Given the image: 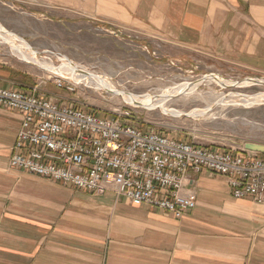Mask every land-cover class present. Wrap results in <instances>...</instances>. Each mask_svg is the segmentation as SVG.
<instances>
[{
  "label": "crops",
  "instance_id": "obj_1",
  "mask_svg": "<svg viewBox=\"0 0 264 264\" xmlns=\"http://www.w3.org/2000/svg\"><path fill=\"white\" fill-rule=\"evenodd\" d=\"M1 3L10 10L35 6L44 19L100 24L119 31L122 41L159 43L171 53L181 48L264 75V0ZM8 71L0 67V84L8 83ZM21 124L20 114L0 106V264H264V205L235 199L224 178L190 176L184 188L196 192L197 206L177 220L10 169Z\"/></svg>",
  "mask_w": 264,
  "mask_h": 264
},
{
  "label": "rangeland",
  "instance_id": "obj_2",
  "mask_svg": "<svg viewBox=\"0 0 264 264\" xmlns=\"http://www.w3.org/2000/svg\"><path fill=\"white\" fill-rule=\"evenodd\" d=\"M1 1L0 25L18 34L34 50L43 52L37 57L41 62L59 67L65 57L93 74L104 76L117 90L135 96L168 93L176 86L199 81L209 74L232 81L264 79V75L223 59L196 58L181 48L173 49V53L165 52L159 43L122 41L119 31H110L100 24L92 25L84 20L71 23L48 20L40 16L35 6L19 5L18 9L10 10L9 5ZM11 51L7 45H0V67L10 72L8 83L0 84L5 89L30 91L60 105H73L123 121L122 114L129 109L132 111L130 124L204 148L245 152V144H264V100L261 105L239 104L243 102L241 99H246L243 96L264 95V87L223 89L213 82L201 83L195 93L165 102V108L190 113L205 110L217 102L224 103L204 118H174L161 110L133 107L122 98L95 90L85 83L77 84L75 93L61 90L54 83L55 74L20 61ZM230 102L238 104L226 105Z\"/></svg>",
  "mask_w": 264,
  "mask_h": 264
},
{
  "label": "built area",
  "instance_id": "obj_3",
  "mask_svg": "<svg viewBox=\"0 0 264 264\" xmlns=\"http://www.w3.org/2000/svg\"><path fill=\"white\" fill-rule=\"evenodd\" d=\"M57 88L78 85L54 75ZM0 106L21 115L10 169L102 197L112 194L181 220L197 206L185 192L192 175L226 180L235 199L264 205V156L204 148L129 123L132 111L109 118L36 93L0 88Z\"/></svg>",
  "mask_w": 264,
  "mask_h": 264
},
{
  "label": "bare ground",
  "instance_id": "obj_4",
  "mask_svg": "<svg viewBox=\"0 0 264 264\" xmlns=\"http://www.w3.org/2000/svg\"><path fill=\"white\" fill-rule=\"evenodd\" d=\"M10 45V49L12 50V55L17 57L20 61L26 62L32 66H37L41 69H45L47 72L51 74H55L56 76H60L61 78L65 77L66 80L72 81V83L80 84V83H85L89 87L95 89V90H103L107 92L105 89L108 88L111 90V92H115L117 90L115 86L104 76H100L99 78L95 77L93 73L88 71L87 69L80 67L76 64L73 63V65L69 64L66 62L63 58L62 66L55 67L54 65H49L46 64V62H41L37 57H34V55L31 53V51L28 48V45L24 42H21L19 39L12 37L10 35L5 34V29L0 25V45ZM81 70V71H79ZM217 80L213 81L211 78H207L206 82H213L218 85H223L226 87H248V86H256L255 83H247V82H239V81H232V80H227L224 77H221L219 75H216ZM254 81L258 83H264V79L256 78L254 77ZM201 80L196 83V85L192 88L189 89V93L194 92L197 90V88L201 85ZM87 86V87H88ZM188 87V83H184L182 85L176 86L175 88H172L168 93L164 92L165 94L168 95H173V94H180L183 92ZM222 87V86H221ZM169 89V88H168ZM167 89V91H168ZM166 91V90H165ZM108 93V92H107ZM134 99L138 102H141L140 104H143L146 107H150L153 105H164L165 102L163 100L157 101V102H149L148 99H140L137 95H134ZM134 99L124 96L123 101L131 105L133 107L138 108L137 106L134 105ZM243 102H239V104L246 105V104H259L264 100V95H258L254 96L251 98L250 101L246 102L248 99H241ZM167 102V101H166ZM224 103V102H223ZM227 104H238V102H230L226 103ZM225 105V104H224ZM172 111V110H170ZM194 111V110H193ZM203 110H195L196 114H201ZM172 113H181L179 111H172Z\"/></svg>",
  "mask_w": 264,
  "mask_h": 264
},
{
  "label": "water",
  "instance_id": "obj_5",
  "mask_svg": "<svg viewBox=\"0 0 264 264\" xmlns=\"http://www.w3.org/2000/svg\"><path fill=\"white\" fill-rule=\"evenodd\" d=\"M5 34L10 35L12 37H15V38L19 39L21 42L26 43V41L23 38H21L20 36H18V34H16V33L9 32V31L5 30ZM6 45L8 47H10V45H8V44H6ZM28 48L31 51V53L34 55V57H38V56H40L43 53V52L41 53V52H38V51L34 50L29 45H28ZM64 60L66 62H68L69 64L73 65V62L70 61L69 59L65 58ZM62 65H63V63L60 66H62ZM42 70L46 71L45 69H42ZM79 71H81V70H79ZM92 76H94V74ZM95 77L99 78V75L95 74ZM216 77H217L216 74L205 75L201 79V82L202 83L206 82L207 78H211L213 81H215V80H217ZM63 78H65V77H63ZM241 82L255 83L256 86L264 87V83L255 82L254 78H247V79L241 80ZM196 83H198V81L192 82V83H188V87L185 90H183V92H181L180 94H173V95H168V94H165V93H162V94H159V95H149V94H147V95L140 96V97L138 96V97L140 99H142V100L143 99H148L149 102H157V101H160V100H163V102L172 101V100L178 99V98H180L182 96L188 95L189 89L194 87L196 85ZM236 87L237 86H234L232 88H236ZM221 88L230 89L231 87H226V86L222 85ZM105 90L108 92V94L120 97L122 99L124 98V96H128V97L134 99V95L129 93V92H125V91H122V90H115V92H111V90H109L108 88H106ZM243 97L246 98V99H251L252 98V97H248V96H243ZM133 101H134V105L137 106L138 108H144V109H148V110H161L163 112V114L166 115V116H170V117H174V118H190V119L204 118L205 116H207L210 113H212L217 106H220L223 103V102H217L214 106L203 110L201 114H196L195 111H192L190 113H172V111H170L167 108H165V105H153V106H150V107H146L143 104H140L141 102H138L135 99ZM249 105H253V104H246L244 106H249ZM255 105H261V104L259 103V104H255ZM244 147H245L244 150L247 151V152L258 153V154H261V155L264 156V144L248 143V144H245Z\"/></svg>",
  "mask_w": 264,
  "mask_h": 264
},
{
  "label": "trees",
  "instance_id": "obj_6",
  "mask_svg": "<svg viewBox=\"0 0 264 264\" xmlns=\"http://www.w3.org/2000/svg\"><path fill=\"white\" fill-rule=\"evenodd\" d=\"M95 113V112H94Z\"/></svg>",
  "mask_w": 264,
  "mask_h": 264
}]
</instances>
